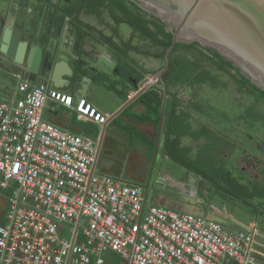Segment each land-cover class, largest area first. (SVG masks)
<instances>
[{
    "label": "crops",
    "instance_id": "obj_1",
    "mask_svg": "<svg viewBox=\"0 0 264 264\" xmlns=\"http://www.w3.org/2000/svg\"><path fill=\"white\" fill-rule=\"evenodd\" d=\"M46 1L0 0V35L5 17L8 18L11 13L15 19L20 16L25 19L33 40L38 36L40 38V28L52 29L55 40L49 46L58 52L55 66L61 67L57 74L61 86L56 88L52 85L50 88L71 95L75 103L77 98L86 99L109 118L105 125L99 127L79 118L72 108L47 101L42 113L43 119L63 130L97 142L95 172L121 178L131 185L144 188L159 125L154 127L150 123L139 122L136 116L147 113L146 108L141 103H135L136 99L130 104L128 102L137 94L139 84L145 78L151 79L164 69L166 60L165 56L162 57L161 38L155 42L150 35L145 36L130 25L120 11L107 7L96 13L87 10L83 12L80 24L85 30H81L69 17L60 23H53V10ZM139 12L147 20L160 25L150 18L151 15ZM14 25L18 26L16 22ZM23 26L20 25V28L24 31ZM149 30L154 34V27L150 26ZM41 38L47 44V40ZM1 47L0 39V102L11 103L21 96L14 95L21 82L18 79H21L16 73L19 68L14 64V59L2 53ZM23 53L21 61L29 59L27 53ZM194 53L186 50L177 55L190 61L199 60L202 70L214 78L213 82L168 86L163 78L168 70L152 81V87L159 85L161 89L165 83L166 90L162 91L164 119L154 166L157 175L154 190L147 200L151 204L192 214L198 213V206L206 207L202 211L203 217L221 219L222 223H218L230 231H245L236 226V221L241 227H249V230L255 227L254 256L256 264H264V216H254L249 206L251 204L245 201L242 204L236 197L223 191L231 181L242 180L241 177L246 176L244 172L251 177L254 174L262 176L263 180L254 186H264V125L261 123L264 121V110L256 109L254 102L244 104V92L254 99H262L249 89L234 88L237 81L210 67L207 60ZM60 57L68 62L61 61ZM217 73L222 77L220 82L216 78ZM16 75L19 76L17 79ZM27 82L33 86L43 84L39 81ZM224 89H227L226 93L220 91ZM82 90L83 95L79 97L78 92ZM172 97L179 101L176 115L185 116L183 123L187 132L179 136V149L185 152L187 161L209 177L173 159L167 152L169 141L175 138L167 134L166 128ZM130 105L132 107L129 108ZM245 107L252 108L254 116H246ZM134 153L136 157L132 160L130 156ZM193 177L205 183L211 191L210 205L192 206L188 199L182 197L181 189L183 186L186 189L188 179ZM7 195V192L0 190V224L4 222L8 210ZM197 200L201 202L200 196ZM259 208L263 211L261 208L264 207Z\"/></svg>",
    "mask_w": 264,
    "mask_h": 264
},
{
    "label": "built area",
    "instance_id": "obj_2",
    "mask_svg": "<svg viewBox=\"0 0 264 264\" xmlns=\"http://www.w3.org/2000/svg\"><path fill=\"white\" fill-rule=\"evenodd\" d=\"M0 102V264H256L255 227L230 231L148 202L144 188L94 169L97 142L46 122L47 101L102 127L86 99L21 81Z\"/></svg>",
    "mask_w": 264,
    "mask_h": 264
},
{
    "label": "water",
    "instance_id": "obj_3",
    "mask_svg": "<svg viewBox=\"0 0 264 264\" xmlns=\"http://www.w3.org/2000/svg\"><path fill=\"white\" fill-rule=\"evenodd\" d=\"M130 1L137 2L136 0ZM141 1L142 5L136 4L141 8L143 13H147L152 17L154 16V18H161L160 20L162 22H158L161 26L163 22L170 21L174 25H177L175 28L168 27L165 29L173 33V40L165 55L166 64L164 69L151 79L148 77L145 78L139 84L140 88L137 94L134 98L130 99L128 104L150 89L153 85L152 81L159 78L163 72L169 69L171 52L177 43L182 42H197L201 46L215 49L220 55L232 61L236 66L241 67L251 78V84L261 87L259 89L264 91V0ZM153 4L160 7L157 8V13H154L150 7ZM137 9L139 10V8ZM7 17H5L3 30L0 35L2 42L1 52L14 59V64L19 68L16 73L20 76L21 80L18 79V81H39L48 89H52L50 88L52 85L53 87L59 88L61 83L57 74L61 67L58 65L55 66V59L58 56V52L49 46L55 40L52 29L40 28V33H42L40 38L38 36L36 40H33V37H30L28 33L29 30L26 27L25 19L21 16L15 19L13 13ZM15 22L18 26L14 25ZM22 24L24 25V31L20 28ZM41 37L47 40V44H44L45 42ZM23 52L27 53L29 59H23L21 61L20 58L24 56ZM60 60L68 62L62 57H60ZM231 72L234 73L233 70ZM17 75L15 76L16 79L19 77ZM165 90V83H163L162 91L165 92ZM81 95H83V90L78 92V96L80 97ZM77 99L80 100L79 98ZM163 119L164 102L161 109V118L157 131L152 164L144 187L147 199L154 190V182L157 175V172H154V166L162 134ZM186 186V189L185 186L181 189V195L188 199L192 206L196 204H201L202 206L210 205L211 197L208 195L209 190L205 183L193 177L192 179H188ZM156 192L158 193V191ZM221 194L226 196L224 193ZM199 196L201 202L197 200ZM154 205L164 206L155 203ZM197 208L199 209L198 213L194 214L203 216L202 211L206 207L198 206ZM170 209L179 211L174 208ZM183 212L189 213L186 211ZM207 220L222 223L221 219ZM236 226L245 231H249V227H241L237 221Z\"/></svg>",
    "mask_w": 264,
    "mask_h": 264
},
{
    "label": "trees",
    "instance_id": "obj_4",
    "mask_svg": "<svg viewBox=\"0 0 264 264\" xmlns=\"http://www.w3.org/2000/svg\"><path fill=\"white\" fill-rule=\"evenodd\" d=\"M81 3L82 8L88 12L96 13L101 8H110L112 10H118L124 15V19L128 21L136 30L140 31L145 36L150 35L154 38L155 42H158V38H161L160 44L163 48L162 57L165 56L166 50L170 47L173 40V33L167 32L164 25H158L152 20H147L146 16H143L137 7L135 10L131 7L126 6L125 0H78ZM65 14L73 16L71 9L64 8L62 10ZM154 27L155 35L150 32L149 27ZM180 49L187 51L192 50L196 54L202 56L207 60L210 67L217 69L219 72L227 74L232 80L237 81L241 85H249L250 80L246 75L240 74V69L236 68V73L231 74L230 70L235 69L231 61L225 60L215 49L210 47H202L197 42L191 44H180L177 43L172 52L170 58V66L168 71L163 75V78L168 86L185 85V84H201L207 81L213 82L214 78L207 74V71L202 70L199 60L193 59L190 61L185 57L178 54ZM237 75L240 78H237ZM254 86V85H253ZM240 90L249 89L256 93L257 96L264 101V91L259 88H239ZM135 103H141L147 113L136 116L141 123H150L154 127H158L161 118V109L163 104L162 89L159 85L153 86L140 95ZM179 104L178 100L173 97L170 102V109L168 111L167 120V134L169 136H175V138L169 141L167 152L173 159L185 164L187 167L202 173L204 177L208 175L197 169L189 161L186 160L185 152L179 149V136L185 134V125L183 123L184 115H176V106ZM133 105V104H132ZM132 105L129 106L132 107ZM209 177V176H208ZM211 178V177H210ZM221 189V188H220ZM226 193L236 197L242 198L245 202L249 203L250 197H253L254 193H249L248 187L245 185L238 184L237 182L231 181L228 188L223 189ZM264 197V192L261 193Z\"/></svg>",
    "mask_w": 264,
    "mask_h": 264
},
{
    "label": "flooded vegetation",
    "instance_id": "obj_5",
    "mask_svg": "<svg viewBox=\"0 0 264 264\" xmlns=\"http://www.w3.org/2000/svg\"><path fill=\"white\" fill-rule=\"evenodd\" d=\"M137 2H135V1H133V2H131L130 0H125V4H126V6H128V7H131V8H134V7H137V8H139V10L140 11H142L141 10V8L138 6V5H142V1L141 0H136ZM49 5H51V9L53 10V12H52V16H51V21L54 23V22H58V23H60L61 21H63V19L65 20L66 19V17H69L70 18V20L72 21V22H74L75 24H77V26L81 29V30H85L84 29V27L80 24V16L83 14V12L84 13H86L85 11H86V9H84V8H82V6H81V3L78 1V0H59V2L57 1L56 2V0H48V1H46ZM138 5H137V4ZM58 6V7H57ZM53 7H54V9H53ZM150 7L152 8V11H154V13H157V8H160L158 5H150ZM58 8V9H57ZM64 8H66V9H71L72 11H73V16H69V15H67V14H65L62 10L64 9ZM62 9V10H61ZM102 9H105V8H101V10ZM163 9V8H162ZM142 13H143V11H142ZM162 17V16H161ZM151 19L153 18L155 21H157V22H162L160 19L161 18H157V17H155L154 18V16L153 17H150ZM170 19V18H169ZM168 19V20H169ZM171 20V19H170ZM163 25H164V28L165 29H167L168 27H176V25L177 24H173L171 21L170 22H166V23H162ZM154 35H155V31H154ZM76 37H78V35L76 34ZM182 43H184V42H182ZM184 44H188V43H184ZM201 46V45H200ZM202 47H207V46H202ZM185 51L186 50H184V49H180L179 51H178V53H185ZM222 56V55H221ZM223 57V56H222ZM225 58V57H224ZM205 60V59H204ZM225 60H228L227 58H225ZM228 61H230V60H228ZM232 62V61H231ZM233 63V62H232ZM233 65H234V67H235V69H233V71H234V74L236 73V68H239L240 69V74L241 75H246L248 78H249V80H250V83H251V78L249 77V75L246 73V72H244L243 71V69H241V67H238V66H236L234 63H233ZM241 71H242V73H241ZM219 72V71H218ZM230 72H231V70H230ZM237 77L238 78H240V76H238L237 75ZM216 78L218 79V81L220 82L221 81V78L222 77H220V74L219 73H217V75H216ZM217 82V81H216ZM209 87V86H208ZM218 88H220V86H218ZM222 88H224V87H222ZM234 88H261V87H257V86H253V84H249V85H241V84H238V83H236V85H235V87ZM258 120H260V119H258ZM259 123H260V121H258ZM261 123H263V125H264V121H262ZM262 126V125H261ZM260 127V126H259ZM260 129V128H259ZM244 171V170H243ZM246 174V176H243V177H241L242 178V180H237V183L238 184H240V182L242 183L241 185H245L246 187H248V189H249V193L251 192V193H254V195H253V197H250L249 198V200H248V204H251V205H249V206H251L252 208H251V210H252V213L254 214V216H257V215H263L264 216V214H262V212L264 213V208H261L263 211H261L260 210V206H263L264 207V197L261 195V193H263L264 192V186L263 187H257V186H254L255 185V183L256 182H260L261 180H263L261 177L262 176H259L258 174H254L252 177L251 176H249L247 173H245L244 172V174L243 175H245ZM208 190H209V188H208ZM211 191L209 190V193H208V195H210L211 193H210ZM236 200L238 201V202H241L242 204L243 203H245L244 202V199H242V198H236ZM247 204V203H246ZM256 204H259V206H254V205H256ZM255 207V208H254ZM260 210V211H259Z\"/></svg>",
    "mask_w": 264,
    "mask_h": 264
},
{
    "label": "rangeland",
    "instance_id": "obj_6",
    "mask_svg": "<svg viewBox=\"0 0 264 264\" xmlns=\"http://www.w3.org/2000/svg\"><path fill=\"white\" fill-rule=\"evenodd\" d=\"M194 53V52H193ZM195 54V53H194ZM233 84H235L234 82H232ZM226 90L227 89H224V90H220L222 93H226ZM245 94H244V96H243V103L244 104H251L252 102H254V106L256 107V109H258V110H260V111H262V110H264V101L262 100V101H260L259 99H254L250 94H248V93H246V92H244ZM215 98H217V97H215ZM238 112V111H237ZM236 112V113H237ZM254 110L252 109V108H250V107H245V114H246V116H254ZM133 157H136V154L134 153V154H132L131 156H130V159H132L133 160ZM127 163H129V162H127ZM110 257H112V258H110L111 260H109V263L110 264H119V258H117V256H115V255H110Z\"/></svg>",
    "mask_w": 264,
    "mask_h": 264
},
{
    "label": "bare ground",
    "instance_id": "obj_7",
    "mask_svg": "<svg viewBox=\"0 0 264 264\" xmlns=\"http://www.w3.org/2000/svg\"><path fill=\"white\" fill-rule=\"evenodd\" d=\"M161 182V181H160ZM165 182V181H164ZM143 187V186H142Z\"/></svg>",
    "mask_w": 264,
    "mask_h": 264
}]
</instances>
